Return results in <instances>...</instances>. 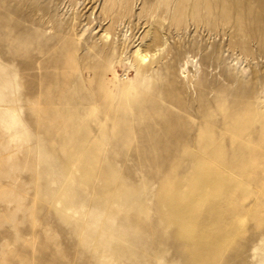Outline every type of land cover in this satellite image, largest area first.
Masks as SVG:
<instances>
[{
  "label": "rangeland",
  "instance_id": "1",
  "mask_svg": "<svg viewBox=\"0 0 264 264\" xmlns=\"http://www.w3.org/2000/svg\"><path fill=\"white\" fill-rule=\"evenodd\" d=\"M0 264H264V0H0Z\"/></svg>",
  "mask_w": 264,
  "mask_h": 264
},
{
  "label": "bare ground",
  "instance_id": "2",
  "mask_svg": "<svg viewBox=\"0 0 264 264\" xmlns=\"http://www.w3.org/2000/svg\"><path fill=\"white\" fill-rule=\"evenodd\" d=\"M107 37L109 36L107 35ZM155 56H157V54L150 55L148 53H145L140 48H138L134 52L133 59H134V64H135L136 75L138 78H140V80H143L145 75L149 74L150 70L152 69V66L158 63V60L155 59ZM121 92L126 96L127 100L130 99V96H129L130 89L128 87L123 88Z\"/></svg>",
  "mask_w": 264,
  "mask_h": 264
}]
</instances>
